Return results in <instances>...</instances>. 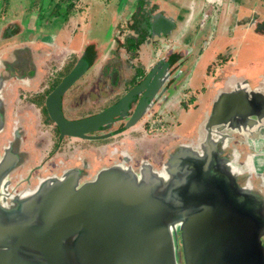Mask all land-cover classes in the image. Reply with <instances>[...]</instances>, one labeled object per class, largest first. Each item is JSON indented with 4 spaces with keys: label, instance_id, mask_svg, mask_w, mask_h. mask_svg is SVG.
<instances>
[{
    "label": "water",
    "instance_id": "1",
    "mask_svg": "<svg viewBox=\"0 0 264 264\" xmlns=\"http://www.w3.org/2000/svg\"><path fill=\"white\" fill-rule=\"evenodd\" d=\"M152 27L168 33L171 18L160 14ZM90 62L80 57L47 98L61 133L83 135L111 114L106 109L75 121L62 116L61 94ZM168 67L169 61L156 62L148 76L167 74ZM2 84L0 77V130ZM244 89L222 92L213 101L205 139L180 145L165 180L145 173L137 182L130 171L106 168L79 183L76 171H65L10 207L0 203V264H176L174 231L184 264H264V198L237 185L233 164L219 158L217 142L230 139L229 131L222 138L209 136L214 125L249 134L255 122L250 116L264 117V93L249 96ZM5 168L0 163V187Z\"/></svg>",
    "mask_w": 264,
    "mask_h": 264
},
{
    "label": "flooded vegetation",
    "instance_id": "2",
    "mask_svg": "<svg viewBox=\"0 0 264 264\" xmlns=\"http://www.w3.org/2000/svg\"><path fill=\"white\" fill-rule=\"evenodd\" d=\"M140 11L132 14L133 20H126L129 26L136 19L141 21V17H136L141 15ZM67 12L70 13L69 8ZM67 18L69 15L54 27L46 29L48 35L44 36L47 37H32L24 41L17 40L22 31L19 18L10 17L7 21H0V39L12 41L0 45V77L3 80L0 163L6 164L7 169L0 187V203L5 207H10L17 198L32 195L44 181L57 179L65 171H76L79 183L92 180L97 172L106 168L130 171L137 182L145 179V173L161 176L165 180L170 157L180 145L188 147L199 144L200 139H205L208 133V128L204 126V133L197 136V124L196 128L191 124L188 129V125L184 127L188 132L182 131L180 113L188 112L197 105L192 70H185L188 55L187 58L181 57L182 54L175 58V53L171 55L173 57L154 60L151 65L139 61V47L151 41L145 39L146 32L149 36L151 32L154 33L149 38H157L153 27L147 28L146 32L143 30L141 39H138L134 49L137 57H128L129 60L135 58L140 68L126 66L124 62L127 58H122L120 52L113 54L117 47L110 49V55L98 45L77 54L52 52L56 50L55 46H49L53 29L61 27ZM161 33L158 34L159 39L163 37ZM115 39H119V43L125 41L123 37L117 36ZM80 57L91 58L93 62L61 94L62 116L67 121H75L106 109L112 111L107 119L83 135L61 133L59 125L50 115L47 98ZM166 61H169V73L148 76L153 64L159 62L162 65ZM189 99L192 102L187 107L185 101ZM145 102L148 106L139 114ZM136 114H139L137 118ZM250 117L255 120L249 128V131H253L245 134L243 129H235L237 134H244L242 139L239 135H235L233 140L227 139L230 143L228 149L219 141L217 149L224 164H233L230 173L237 185L263 197L264 165L258 164L257 167L252 158L246 160L243 156L251 150H244L246 147L243 148L241 144H245L244 139L251 136L255 147H252L251 153L262 158L263 147L259 144L264 136V117L258 119L254 114ZM154 118L169 128L170 135L147 132L155 125ZM223 130L230 131L219 125L211 126L209 136L222 138ZM182 132H185V136ZM160 183L158 189L163 185V182ZM173 238L176 264H184L179 231L173 232ZM262 240L264 244V236Z\"/></svg>",
    "mask_w": 264,
    "mask_h": 264
},
{
    "label": "rangeland",
    "instance_id": "3",
    "mask_svg": "<svg viewBox=\"0 0 264 264\" xmlns=\"http://www.w3.org/2000/svg\"><path fill=\"white\" fill-rule=\"evenodd\" d=\"M174 1L0 0V21H7L10 17L19 18L22 31L17 40L24 41V39L32 37H47L44 36L45 34L48 35V30L46 29L55 26V24L63 21L69 15V19H67L69 22L64 24L63 28L53 29L54 33L51 34L53 37L57 39H72L69 41V46L83 47L85 50L89 49L90 46L98 45L97 47L106 50L109 55L110 49L117 47L113 54L116 55L120 52L122 58H127L124 62L126 66L140 68V66H137L139 63L134 61L135 58L129 60L128 57H137L134 54V49L137 47L138 39H141L140 36L144 33L143 30L146 32L147 28H152V22L155 17L160 14L165 17L162 11L168 17L171 14L172 27L170 31L161 33L167 39L163 37L159 39L160 35L158 34H155L157 38H149L154 33L151 32V36H149L148 32H146L145 39L151 41L139 47L140 57L138 60L147 64L152 57L161 61L167 59V56L173 55L175 49L178 52L180 51L177 46L181 43L178 41L182 39H169L168 36L178 27L179 22L182 24L185 21L184 23H186L185 18L194 6L181 0ZM231 1L226 2L222 8V10L226 11L225 15H229V20L224 15V21L229 24V27H222L224 21L221 20L220 22L223 23L220 25L218 24L219 18H215L219 13L215 12L216 10L212 8V4L218 6L221 4L220 0H208L203 10L198 15L195 14L194 20L187 24H191V26L186 27L184 31L186 36L184 39L187 41L191 40L189 38L192 36L193 41L197 39L196 44L193 43L192 52H189V49L186 50L188 59L185 66L186 71L192 70L191 78L192 84L197 90V105L188 112H181L180 119L183 120L181 121L183 123L182 131H185L184 127L187 125L188 129L190 124L191 126L194 125L195 128L197 124V136L204 133L202 129H204L205 121L211 112L210 108L213 101L222 92L239 90L246 85L247 89L244 90L249 96L254 91H257L256 93L259 91L264 93V87L258 86L259 82L257 81L258 77L262 76L259 70L264 75V28H261L264 24V0H241L237 5L231 3ZM156 2H158V7L155 6ZM208 3H211V6ZM67 8L70 10L69 14ZM232 9L237 11L235 15L231 13ZM139 11L141 15L136 17H141V21H132L130 23L131 28L127 21L129 19L133 20L134 15L132 14H138ZM204 17L209 22L201 20ZM234 22L235 24L238 23L239 26L233 27ZM260 22H262V25ZM29 25H33V27ZM128 28L131 29L128 31ZM117 36L119 38L123 37L125 41L119 43L118 40H115ZM2 42L3 40L0 39V45ZM204 45L208 47L205 48ZM195 48L198 50L194 51ZM200 52L201 57L195 60L196 54L199 55ZM261 80L264 79L261 77ZM189 101H185V106H191L192 100L189 99ZM147 132L154 134L164 132L166 135H170L169 128L158 122L157 119L155 125L150 127ZM185 132H182L183 136H185ZM229 133L231 135L230 140H233L235 135H239L240 140L244 136V134H237L238 132L233 130L229 131ZM214 138L218 139L219 137L216 135ZM247 139H244L245 144L242 143L241 146L243 147L244 145L243 148L246 147L244 149L246 151L248 149L253 151L252 147L254 146L251 142V136ZM202 140L203 138L200 139V141ZM240 140L238 141L240 142ZM260 141L264 142V136ZM238 145L239 143L237 148L239 147ZM223 146L227 149L230 148V143L227 142V139L223 142ZM262 147L263 158L264 144ZM239 151L241 153V150ZM251 151L246 152L243 157H246V160L252 158L253 163L258 167L261 157L254 155V152L251 153ZM258 153L260 154V149Z\"/></svg>",
    "mask_w": 264,
    "mask_h": 264
},
{
    "label": "crops",
    "instance_id": "4",
    "mask_svg": "<svg viewBox=\"0 0 264 264\" xmlns=\"http://www.w3.org/2000/svg\"><path fill=\"white\" fill-rule=\"evenodd\" d=\"M153 1H155V0H153ZM174 1V0H173ZM182 2H187V3H189V4H191V5H193L194 7H193V9L191 8V12L190 13H188V16H186V23H184L185 21H183L182 22V24L179 22V24H178V27L176 28V29H174L172 32H171V34L168 36V38L169 39H182L181 41H178V42H181V43H179L180 45H178L177 47L180 49V51L178 52V50L177 49H175V51H173V55L176 53H179L177 56H175V58H179L180 56L179 55H181L182 54V56L181 57H186L187 55V52H186V50L187 49H189V52H192V47H193V43L194 44H196V40L197 39H195V41H193V39H192V37L191 38H189V39H191V40H186V39H184L186 36L184 35V31H185V28L186 27H190L191 26V24L190 25H187L190 21H192V20H194L193 19V17H194V15L196 14V15H198L202 10H203V7L205 6V4H207V1L208 0H198V1H196V0H181ZM214 1H217V0H214ZM231 1V0H230ZM175 2V1H174ZM226 2H229V0H220V5H218V6H215L214 4H212V8L213 9H215L216 11V13H219V14H217L216 16H215V18H219V20H218V24H220V25H222V23L223 22H220L221 20H223L224 21V17L226 16V18L229 20V15H225L226 14V11L225 10H222V8H223V5L226 3ZM241 2V0H232L231 1V3H233V4H235V5H237L238 3H240ZM210 6H211V3H208ZM155 6H157L158 7V2H156L155 3ZM237 11H235V10H231V13L233 14V15H235V13H236ZM162 13L163 14H165V16L166 17H168L167 16V14L166 13H164L163 11H162ZM171 15V14H170ZM170 15H169V18H170ZM191 15V16H190ZM225 15V16H224ZM178 18H179V16H178ZM244 18V17H243ZM242 18V19H243ZM67 19H69V18H67ZM66 19V20H67ZM264 19V18H263ZM64 21L62 24H61V27H63L64 26V24H66L67 22H69V21ZM201 20H203V21H206V22H209V21H207L208 19H205V17L203 18V19H201ZM136 21H138V19H136ZM202 21V22H203ZM225 24V25H224ZM243 24H244V22H243ZM260 24L262 25V22H260ZM229 27V24L228 23H225V21H224V23H223V25H222V27ZM239 26V24L237 23V24H235V22H234V26L233 27H238ZM31 27H33V25H31ZM52 27H54V26H52ZM61 27H59V28H61ZM130 27L132 28V26L130 25ZM182 27V28H181ZM208 27H209V24H208ZM261 28H262V26H261ZM47 29H49V28H47ZM58 29V28H57ZM248 31V30H247ZM209 37V36H208ZM164 39H167L166 37H163ZM72 39H57L56 37H53V39H51L50 40V43H49V46L50 45H53V46H55L54 48H56V50H52V52H61V53H75V54H77V53H81L80 51L81 50H83V47L81 48V47H74V46H69L70 45V42L69 41H71ZM74 40V39H73ZM75 40H77V39H75ZM115 40H118L119 41V39H115ZM213 41V40H212ZM12 41H10L9 42V40L8 39H6V40H4L3 41V43H5L6 45L7 44H10ZM206 45V44H205ZM205 45H204V47H205ZM208 46H206L205 48H207ZM50 48V47H49ZM196 50H198V49H194V51H196ZM99 51H101V50H99ZM171 57H173V56H171ZM198 57H201V52L199 53V55H197L196 54V59L195 60H197L198 59ZM187 58V57H186ZM173 59V58H172ZM188 59V58H187ZM155 59L152 57L151 59H150V61H149V65H151L152 63H153V61H154ZM187 62V61H186ZM260 72V75H262V76H259L258 77V79H257V81L259 82L258 83V86H262V87H264V80H261V77L264 79V75H263V73L261 72V70H259ZM261 83H263V84H261ZM264 144V142H261L260 144H259V146H261L262 147V145ZM263 152V151H262ZM259 165H264V158H260V162H259Z\"/></svg>",
    "mask_w": 264,
    "mask_h": 264
},
{
    "label": "trees",
    "instance_id": "5",
    "mask_svg": "<svg viewBox=\"0 0 264 264\" xmlns=\"http://www.w3.org/2000/svg\"><path fill=\"white\" fill-rule=\"evenodd\" d=\"M179 53H177V55H178Z\"/></svg>",
    "mask_w": 264,
    "mask_h": 264
}]
</instances>
